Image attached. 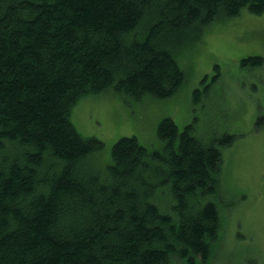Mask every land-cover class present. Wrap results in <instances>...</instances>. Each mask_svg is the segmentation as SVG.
I'll return each mask as SVG.
<instances>
[{
    "label": "trees",
    "instance_id": "obj_1",
    "mask_svg": "<svg viewBox=\"0 0 264 264\" xmlns=\"http://www.w3.org/2000/svg\"><path fill=\"white\" fill-rule=\"evenodd\" d=\"M244 11L264 15V0H0V264L212 260L234 137L208 143L165 118L161 149L123 137L102 168L104 143L71 113L105 92L175 96L187 81L178 44Z\"/></svg>",
    "mask_w": 264,
    "mask_h": 264
},
{
    "label": "rangeland",
    "instance_id": "obj_2",
    "mask_svg": "<svg viewBox=\"0 0 264 264\" xmlns=\"http://www.w3.org/2000/svg\"><path fill=\"white\" fill-rule=\"evenodd\" d=\"M177 51L187 81L175 96L136 101L114 92L91 95L74 106L71 121L84 138L104 143L102 168L123 137L161 149L157 132L165 118H172L180 131L193 124L195 134L208 143L234 137L232 145L221 148L229 192L218 197L225 222L206 264H264V67L241 63L249 56L264 58V15L244 11L216 22L200 41L186 38ZM172 264L188 263L175 259Z\"/></svg>",
    "mask_w": 264,
    "mask_h": 264
},
{
    "label": "bare ground",
    "instance_id": "obj_3",
    "mask_svg": "<svg viewBox=\"0 0 264 264\" xmlns=\"http://www.w3.org/2000/svg\"><path fill=\"white\" fill-rule=\"evenodd\" d=\"M94 167V166H93ZM174 261V260H173Z\"/></svg>",
    "mask_w": 264,
    "mask_h": 264
}]
</instances>
